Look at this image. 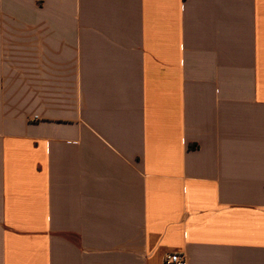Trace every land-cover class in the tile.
<instances>
[{
	"label": "crops",
	"instance_id": "1",
	"mask_svg": "<svg viewBox=\"0 0 264 264\" xmlns=\"http://www.w3.org/2000/svg\"><path fill=\"white\" fill-rule=\"evenodd\" d=\"M264 264V0H0V264Z\"/></svg>",
	"mask_w": 264,
	"mask_h": 264
},
{
	"label": "built area",
	"instance_id": "2",
	"mask_svg": "<svg viewBox=\"0 0 264 264\" xmlns=\"http://www.w3.org/2000/svg\"><path fill=\"white\" fill-rule=\"evenodd\" d=\"M164 264H186L185 255L180 253L167 254L163 258Z\"/></svg>",
	"mask_w": 264,
	"mask_h": 264
}]
</instances>
